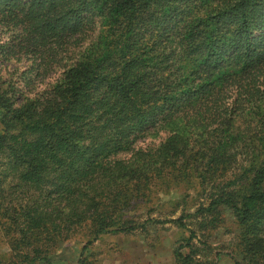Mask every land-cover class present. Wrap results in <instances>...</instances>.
<instances>
[{"label": "trees", "instance_id": "obj_1", "mask_svg": "<svg viewBox=\"0 0 264 264\" xmlns=\"http://www.w3.org/2000/svg\"><path fill=\"white\" fill-rule=\"evenodd\" d=\"M0 32V264L77 235L88 264L180 183L176 264H218L214 232L264 264V0H0Z\"/></svg>", "mask_w": 264, "mask_h": 264}, {"label": "rangeland", "instance_id": "obj_2", "mask_svg": "<svg viewBox=\"0 0 264 264\" xmlns=\"http://www.w3.org/2000/svg\"><path fill=\"white\" fill-rule=\"evenodd\" d=\"M0 38L5 40L7 34L0 32ZM9 67H19L24 69L25 63L18 64L10 62ZM0 73L3 76H9L8 72L2 70ZM22 86V82H19ZM165 135V134H163ZM155 136V135H154ZM149 136L142 137L137 140V145L149 146L152 140L157 142L158 137ZM162 136H160L161 138ZM195 180V179H194ZM187 184L180 183L172 188H160L157 198L161 196V201L156 202L153 199L151 202L144 204V211L141 212V221L147 218L145 224L146 230H136L133 233H108L96 239L84 252L83 256H87L88 264H176L173 249L179 244V239L187 234V231H182L172 222L165 221L166 218H176L181 212V208L186 205L180 203L174 208L175 201L180 196H187V208L190 211L194 210V202L198 198L194 195L192 187L187 188ZM154 208V209H153ZM174 208V209H173ZM151 210L147 217L146 212ZM228 217V216H227ZM155 220H158L155 221ZM212 244L215 250L219 251L220 255L218 264H233L232 255H230V245L226 237L220 232H214ZM74 240V241H73ZM85 243L80 235L76 239L69 240L62 245L61 251L54 257V264H78L79 249ZM0 255L8 257L10 248L0 229Z\"/></svg>", "mask_w": 264, "mask_h": 264}]
</instances>
